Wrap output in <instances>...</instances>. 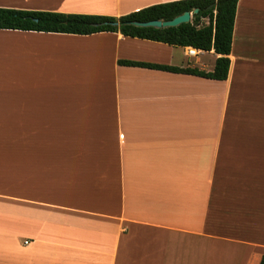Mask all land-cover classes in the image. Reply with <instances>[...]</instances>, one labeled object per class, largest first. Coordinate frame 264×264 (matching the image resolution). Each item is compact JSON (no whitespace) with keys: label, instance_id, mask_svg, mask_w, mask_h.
<instances>
[{"label":"crops","instance_id":"obj_1","mask_svg":"<svg viewBox=\"0 0 264 264\" xmlns=\"http://www.w3.org/2000/svg\"><path fill=\"white\" fill-rule=\"evenodd\" d=\"M176 1L0 8L119 18ZM220 57L0 30V264H260L264 0L237 5L225 81L119 64L213 72Z\"/></svg>","mask_w":264,"mask_h":264},{"label":"trees","instance_id":"obj_2","mask_svg":"<svg viewBox=\"0 0 264 264\" xmlns=\"http://www.w3.org/2000/svg\"><path fill=\"white\" fill-rule=\"evenodd\" d=\"M240 0H182L153 5L122 17L35 12L0 8V30L34 31L43 33L93 35L120 33L126 37L161 42L173 46L193 47L221 55L213 72L192 68H177L142 62L120 61V65L191 74L212 80L228 78L233 31ZM192 21L178 27L142 28L131 22L171 21L185 12H193ZM117 24V25H116ZM260 264H264V257Z\"/></svg>","mask_w":264,"mask_h":264},{"label":"water","instance_id":"obj_3","mask_svg":"<svg viewBox=\"0 0 264 264\" xmlns=\"http://www.w3.org/2000/svg\"><path fill=\"white\" fill-rule=\"evenodd\" d=\"M198 12H199L198 9H195L193 12L187 11L184 14L174 18L171 21H160V20L150 21V22L135 21V22H131V24L137 27H142V28H148V27H153L157 29L173 28V27H178L181 24H187L191 22L193 15L197 14Z\"/></svg>","mask_w":264,"mask_h":264},{"label":"built area","instance_id":"obj_4","mask_svg":"<svg viewBox=\"0 0 264 264\" xmlns=\"http://www.w3.org/2000/svg\"><path fill=\"white\" fill-rule=\"evenodd\" d=\"M189 54L192 56V55H195L196 54V51H194V50H191L190 52H189Z\"/></svg>","mask_w":264,"mask_h":264},{"label":"rangeland","instance_id":"obj_5","mask_svg":"<svg viewBox=\"0 0 264 264\" xmlns=\"http://www.w3.org/2000/svg\"><path fill=\"white\" fill-rule=\"evenodd\" d=\"M210 57H211V60H213L214 57L213 56H210Z\"/></svg>","mask_w":264,"mask_h":264}]
</instances>
